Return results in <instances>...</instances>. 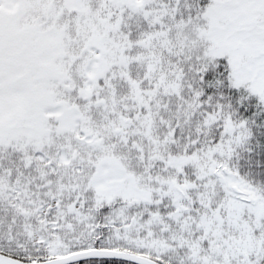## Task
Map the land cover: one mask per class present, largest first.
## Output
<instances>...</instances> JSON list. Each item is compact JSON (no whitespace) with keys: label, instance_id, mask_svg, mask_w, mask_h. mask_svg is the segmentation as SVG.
I'll return each instance as SVG.
<instances>
[{"label":"snow or ice","instance_id":"1","mask_svg":"<svg viewBox=\"0 0 264 264\" xmlns=\"http://www.w3.org/2000/svg\"><path fill=\"white\" fill-rule=\"evenodd\" d=\"M0 264H264V0H0Z\"/></svg>","mask_w":264,"mask_h":264}]
</instances>
